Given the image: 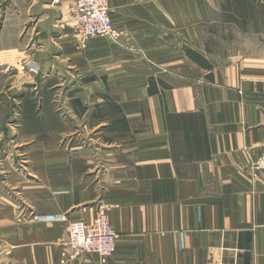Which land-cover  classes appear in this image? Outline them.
<instances>
[{"label": "crops", "instance_id": "crops-1", "mask_svg": "<svg viewBox=\"0 0 264 264\" xmlns=\"http://www.w3.org/2000/svg\"><path fill=\"white\" fill-rule=\"evenodd\" d=\"M73 2L0 0V64L39 71L10 78L0 114L13 92L45 97L11 125L37 146L0 183L34 216L9 219L0 187V264H264V172L248 169L264 152V59L205 44L222 0H108L111 41L84 42ZM48 91L68 93L66 119ZM56 135L72 137L69 155ZM100 207L115 253L72 257L68 225Z\"/></svg>", "mask_w": 264, "mask_h": 264}, {"label": "rangeland", "instance_id": "rangeland-1", "mask_svg": "<svg viewBox=\"0 0 264 264\" xmlns=\"http://www.w3.org/2000/svg\"><path fill=\"white\" fill-rule=\"evenodd\" d=\"M257 1H259L258 2L259 5L264 4V0H257ZM254 12H255L254 16L247 18L246 23L239 24L231 20L232 18L230 15L232 11L230 14H227L228 12L224 13L223 9L221 8L220 12L217 14L215 19L216 23L206 28V32L204 35L205 44L211 49V51L218 53L219 55L224 51H227L231 54L235 52H239L242 55H248L256 59H260V60L262 58L264 59V13L259 8H256ZM99 39L102 40L105 39L111 41L110 37L92 38V40H99ZM11 58L13 57H10L9 59ZM18 62L21 63L18 67H15V64L17 63L16 60L13 66L12 64H10V62L0 64V66H3V68H0V71L3 72L4 75L6 76L4 77L5 78L4 80L0 79V110L3 108V102L1 100L2 95H5V93L9 94L10 92L9 90L10 87L8 86V83L10 82V78L12 76L21 73L24 75L25 74L35 75L39 72L36 66L34 67L32 73L28 70L27 68L28 66H33L31 64L33 62L31 58L28 59L26 58ZM79 81L80 82L76 83L75 87L71 89L70 91L71 93L75 91H82L84 89L83 87L84 80L82 79V77H80ZM12 86L13 85H11V87ZM40 87L33 86L30 89H27L26 97H23L22 96L23 94L19 95L17 91L13 92L14 94H12V96L6 95V98L9 101L8 107L10 110L9 115L11 117L9 115L5 116L0 114L1 116L0 117V182H2L1 180L3 179L4 176H7L8 179L10 180L12 175L16 173V170H18L19 173L21 172L19 170L20 168L17 166L18 159H23L25 161L27 160V163L28 161H31L30 157L34 153V149L37 146L36 142H34V139H29L28 141L21 140V136L19 132L11 131V125H13L14 127L15 124L17 123L16 121L20 119L19 108L22 105L26 106L29 105V103H32L34 114L36 116H41L40 114L42 111L43 103L45 101L44 100L45 97H43L44 90H42ZM47 93H48L47 98L49 102L52 103L54 109L58 107V114L61 116V118L66 119L67 116H69L67 106L70 103V101L66 99L68 93L65 91L63 93L60 92V94H53L52 91H48ZM55 138H57L56 150L57 151L59 150V152H63L66 155H69L71 150L70 142L72 137L69 135H65V136H57ZM19 144L21 145L23 144L25 146L21 148ZM15 146L17 149L20 150H15L14 149ZM13 152H17L16 155ZM49 154L52 155L53 154L52 151ZM27 170L30 171V167H28ZM24 173L27 172L23 171V174ZM12 181L13 183L15 182L14 180ZM0 187L1 189L8 191L7 198L14 205L13 208L14 215L13 214L11 216L9 215L8 216L9 219H12L14 222L16 221L17 223L19 220L20 221L23 219L28 220L29 218H32L34 216V214L30 212L31 210L26 209V205L23 204V199H20L18 195V193H20L19 189L12 190L10 189V187L6 189V187L4 185H1V183H0ZM0 205L8 206L9 210L12 212V210L10 209L11 205H7L5 203H0ZM22 209L24 210L21 212ZM101 209L102 208L100 207L98 209V212L101 211ZM102 212L105 213V208L102 209ZM61 217L62 216H60L59 218ZM67 241H68V236L65 245L67 244Z\"/></svg>", "mask_w": 264, "mask_h": 264}, {"label": "built area", "instance_id": "built-area-1", "mask_svg": "<svg viewBox=\"0 0 264 264\" xmlns=\"http://www.w3.org/2000/svg\"><path fill=\"white\" fill-rule=\"evenodd\" d=\"M70 16L73 32L82 42L89 38H111L113 26L108 10V0H74L70 8ZM31 64L33 66L27 68L32 73L35 65ZM248 169L264 172V152L257 161L248 166ZM67 233L66 247L69 248L72 257L95 254L105 259L116 251L117 235L106 213L101 211L91 222L81 219L70 223Z\"/></svg>", "mask_w": 264, "mask_h": 264}, {"label": "trees", "instance_id": "trees-1", "mask_svg": "<svg viewBox=\"0 0 264 264\" xmlns=\"http://www.w3.org/2000/svg\"><path fill=\"white\" fill-rule=\"evenodd\" d=\"M258 2L259 1L257 0H222L221 8L223 9L224 13L228 12L227 14H230L232 11L230 15L232 18L231 20L239 24H244L246 23L247 18L254 16V10L256 8H259L264 13V4L259 5ZM186 52L187 55L192 58V52L188 50ZM203 62L204 59H201V62L199 63L200 66H203Z\"/></svg>", "mask_w": 264, "mask_h": 264}, {"label": "bare ground", "instance_id": "bare-ground-1", "mask_svg": "<svg viewBox=\"0 0 264 264\" xmlns=\"http://www.w3.org/2000/svg\"><path fill=\"white\" fill-rule=\"evenodd\" d=\"M70 18H71V16H70Z\"/></svg>", "mask_w": 264, "mask_h": 264}]
</instances>
